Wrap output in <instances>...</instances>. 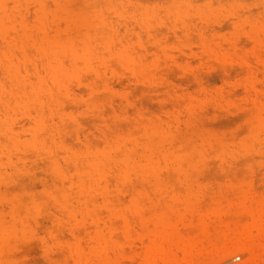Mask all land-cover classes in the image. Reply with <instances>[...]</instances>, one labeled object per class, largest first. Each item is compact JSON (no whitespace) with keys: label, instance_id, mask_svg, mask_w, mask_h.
Masks as SVG:
<instances>
[{"label":"rangeland","instance_id":"1","mask_svg":"<svg viewBox=\"0 0 264 264\" xmlns=\"http://www.w3.org/2000/svg\"><path fill=\"white\" fill-rule=\"evenodd\" d=\"M252 196L264 0L2 1L0 264H259Z\"/></svg>","mask_w":264,"mask_h":264},{"label":"bare ground","instance_id":"2","mask_svg":"<svg viewBox=\"0 0 264 264\" xmlns=\"http://www.w3.org/2000/svg\"><path fill=\"white\" fill-rule=\"evenodd\" d=\"M0 0V6H2ZM176 33V32H175ZM247 211L252 214L250 221L245 223H236L235 228L230 230L227 234L220 231L224 235V257H231L237 252L247 251L252 255V258H257L260 263L264 264L262 255L264 254V199L252 196ZM225 226L222 225V229ZM172 237V236H171ZM170 237L172 241L175 237ZM221 236L206 232L203 240L200 243V250L197 252H209L213 246L219 245ZM196 248L181 245V250L186 253H195ZM253 264V262H247Z\"/></svg>","mask_w":264,"mask_h":264}]
</instances>
